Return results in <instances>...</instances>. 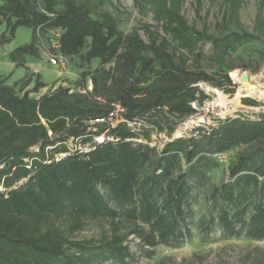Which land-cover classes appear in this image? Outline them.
Returning <instances> with one entry per match:
<instances>
[{"label": "trees", "instance_id": "1", "mask_svg": "<svg viewBox=\"0 0 264 264\" xmlns=\"http://www.w3.org/2000/svg\"><path fill=\"white\" fill-rule=\"evenodd\" d=\"M241 2L225 0V21H237ZM149 3L170 41L154 37L146 26L147 44L137 32L121 31L111 15L93 18L92 8L77 0H0V30L6 28L0 33L1 45L10 43L19 28L33 31L31 44L10 55L14 62L24 65L25 55H37L40 43L51 44L55 35L69 63L79 58L85 68L99 61L77 81L38 99L30 92L22 94L29 80L18 90L0 77V264H127L129 235L149 248L147 258L159 246L183 244L191 237L190 179L205 156L241 146L256 148L237 157L229 176L237 185L259 187L264 178V113L198 129L196 136L174 140L161 151L138 143L141 137L150 139L147 127L172 134L174 122L193 117V104L209 100L199 83L235 94L230 89L233 66L220 62L218 72L209 75L191 70L186 59L177 62L170 51L175 44L177 50L193 54L201 43L219 46L223 40L188 25L181 13L184 0ZM234 36L239 43L260 40L246 32ZM42 88L37 79L31 93ZM114 104L125 109L130 122L141 124L140 131L120 125L98 143L107 126L91 121L106 117ZM243 104L260 106L251 99ZM70 140L89 150H72ZM59 155L66 156L57 159ZM247 198L244 191L236 192L235 184L216 186L209 196L210 212L199 223L201 233L209 236L218 227L231 237L264 240V203L255 204L246 219ZM62 219L71 222L67 231L55 223ZM87 219L108 220L111 235L99 242L70 240ZM126 225L130 232L122 234Z\"/></svg>", "mask_w": 264, "mask_h": 264}, {"label": "rangeland", "instance_id": "2", "mask_svg": "<svg viewBox=\"0 0 264 264\" xmlns=\"http://www.w3.org/2000/svg\"><path fill=\"white\" fill-rule=\"evenodd\" d=\"M42 1V0H39ZM79 4L87 5L93 10L92 17L97 19L103 15H111L119 21V29L125 34L137 32L147 43L150 38L145 31L146 26L151 27L154 37L166 38V36L155 19L152 12L150 0H77ZM225 0H184L181 13L188 25L198 31H205L215 39L223 40L219 46L212 42H204L198 45L193 54L177 50L175 44H171V52L177 57L187 60V66L191 70L200 69L209 75L218 72L219 63L233 66V71L229 74L235 89L234 95H228L223 89L214 88L208 84L199 83V88L208 96L203 106L196 105L197 113L183 122H174V132L156 133L152 127H147L145 131L151 134L150 139L141 137L138 143L148 144L158 151L174 140L196 136L198 129L210 130L217 127L218 122L228 118H236L240 115L253 117L258 111L252 110L255 107H248L243 104L244 99H251L259 103V107H264V99L251 97L244 93L241 98L242 107L231 115L222 116L221 109L214 107L213 103L217 99V92H221L233 99L239 88L242 87L236 81V77L246 75L252 86L261 87L264 92V5L262 0H242L237 21L229 17L226 21ZM253 34L260 38L258 41L239 43L234 34ZM79 67V58L74 62ZM256 107V108H259ZM179 132V133H178ZM103 139V138H102ZM100 139V140H102ZM72 150L89 149L88 145L68 143ZM253 150V147H238L232 151L213 156H205V159L197 165L198 174L190 179L193 188L191 205L188 209V223L191 230V237L178 246H159L155 249V254L147 258L145 253L149 248L143 247L139 239L129 235L126 245L129 247L131 258L126 260L127 264H264V240H255L248 237H231L224 234L220 228L214 227L209 236H204L200 230L202 217L210 212L209 196L212 190L222 183L236 185V192L244 191L247 195L245 204L249 205V212L246 219L252 214V209L257 203H264V178L260 179L258 188L244 187L236 184V179H230L229 167L237 157ZM66 155H59L61 159ZM189 166L183 164V171H187ZM25 182V181H23ZM0 191H4L0 187ZM216 215V214H215ZM57 226L67 231L70 226L69 220L55 221ZM110 222L104 219H87L84 227L70 236L72 241L99 242L105 237H109ZM130 227L126 225L122 228V234H129ZM96 264V263H93ZM100 264H120L117 262H105Z\"/></svg>", "mask_w": 264, "mask_h": 264}, {"label": "crops", "instance_id": "3", "mask_svg": "<svg viewBox=\"0 0 264 264\" xmlns=\"http://www.w3.org/2000/svg\"><path fill=\"white\" fill-rule=\"evenodd\" d=\"M6 28L3 26L0 33H4ZM33 39V31L28 28H19L16 32L15 38L8 44H0V77L7 79V85L14 86L20 89L23 81L29 80V83L22 90V94L30 92V96L40 98L46 95L59 86H66L68 82H75L79 78V74L86 69L94 70L99 66V61L94 60L91 65L81 68L80 65L73 62L70 63L67 70H60L52 67L44 51L39 49L37 55H25L24 65H19L14 62L10 55L18 48L30 45ZM80 64V63H79ZM37 79L44 85L38 93H31L36 85ZM89 83V89H91Z\"/></svg>", "mask_w": 264, "mask_h": 264}, {"label": "built area", "instance_id": "4", "mask_svg": "<svg viewBox=\"0 0 264 264\" xmlns=\"http://www.w3.org/2000/svg\"><path fill=\"white\" fill-rule=\"evenodd\" d=\"M58 38L59 35H55V39L50 41L51 44L48 45L45 42H42L40 43L39 48L42 51H44V54L47 56L48 62L52 67L58 68L60 70H67L70 63L68 58L60 53V44L57 40ZM196 105L197 104H193V107L196 108ZM252 110L258 111L257 114H253V115H259L261 113H264V107L252 108ZM125 112H126L125 109L120 104H114L111 112L106 117L91 121L92 125L103 124L107 126V130L105 134L97 138L96 142L102 143L105 140L106 133L110 129L118 128L120 125H127V127L131 129L133 132L140 131L141 124L130 122L125 117ZM251 118L255 119L254 116ZM100 139L102 140L100 141Z\"/></svg>", "mask_w": 264, "mask_h": 264}, {"label": "bare ground", "instance_id": "5", "mask_svg": "<svg viewBox=\"0 0 264 264\" xmlns=\"http://www.w3.org/2000/svg\"><path fill=\"white\" fill-rule=\"evenodd\" d=\"M244 77H247L246 81L244 80ZM235 79L242 85V87L239 88L234 98L231 99L223 93L217 92V99L213 103V106L215 108L218 107L219 109H221L222 116L231 115L242 107L241 98L244 96V93L251 97L264 99V92L261 90V87L252 86L248 76L244 75L242 80L240 79V77H236Z\"/></svg>", "mask_w": 264, "mask_h": 264}, {"label": "water", "instance_id": "6", "mask_svg": "<svg viewBox=\"0 0 264 264\" xmlns=\"http://www.w3.org/2000/svg\"><path fill=\"white\" fill-rule=\"evenodd\" d=\"M244 80L246 81L247 80V77H244ZM201 106H203L204 105V103H202V104H200Z\"/></svg>", "mask_w": 264, "mask_h": 264}]
</instances>
